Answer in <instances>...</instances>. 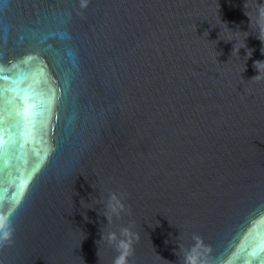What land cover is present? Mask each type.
Wrapping results in <instances>:
<instances>
[{"label":"water","instance_id":"water-1","mask_svg":"<svg viewBox=\"0 0 264 264\" xmlns=\"http://www.w3.org/2000/svg\"><path fill=\"white\" fill-rule=\"evenodd\" d=\"M260 3L0 0V85L17 65L56 97L0 155V204L19 201L2 264H114L120 243L123 264H185L194 246L197 264H264Z\"/></svg>","mask_w":264,"mask_h":264},{"label":"snow or ice","instance_id":"snow-or-ice-1","mask_svg":"<svg viewBox=\"0 0 264 264\" xmlns=\"http://www.w3.org/2000/svg\"><path fill=\"white\" fill-rule=\"evenodd\" d=\"M81 6H85L84 0H81ZM36 59L35 57H28L22 63L27 65L29 60ZM18 69V79L12 81V85H0V155H2L9 143L8 136L12 129H20V135L27 139L34 136L36 133L37 117H43L49 110L50 105L55 100V91L49 89L47 93L41 91L37 92L33 85L40 82V77L43 75L42 71L34 72L31 69H19L17 65H13ZM11 71L0 66V79L8 81L10 78L4 73ZM31 80L32 83L26 88H20L19 83L23 80ZM20 93L23 97V108H18L14 103V98H9L8 93ZM14 117L11 124L8 123L9 117ZM21 184V190L24 188ZM19 201L16 207L5 209L0 204V215H6L10 222L15 212L17 211Z\"/></svg>","mask_w":264,"mask_h":264},{"label":"clouds","instance_id":"clouds-1","mask_svg":"<svg viewBox=\"0 0 264 264\" xmlns=\"http://www.w3.org/2000/svg\"><path fill=\"white\" fill-rule=\"evenodd\" d=\"M257 16H258V19H257V29H258L257 36H258V39L260 41L264 42V24L261 23V21H264V3H260V7L257 9ZM220 20H221V18H220ZM217 25H219L221 27L222 31H223L222 25H226L227 28L229 29L227 23L223 22L222 20H221V23L217 24ZM229 30H231V29H229ZM233 32H236V31H233ZM219 38H220V34H219ZM227 41H233V40H227ZM236 44H237V42L234 45V49H233L232 54L234 52L239 54V50L241 48L247 47L245 42H244V46H242L240 48H237ZM261 51L264 52V49H262ZM251 55H252V50L249 49L247 51V55L245 57H247V59H248L251 57ZM260 65H264V61H255L254 62L255 68L259 72V75L255 76L254 78H258L261 74L262 69H261ZM113 201L115 203H113ZM90 203L81 200V204L85 208H92V207L86 206ZM119 207H120L119 200L115 196H112L110 198L108 204L105 206L106 213L104 215L107 217L108 223L110 222V215L109 214L118 213ZM85 219H87L86 215H85ZM13 231H14V229L12 227V224H11L9 218L6 215H0V248L4 247L6 244L10 243L12 236H13ZM127 231H128L127 229H123L122 234H127ZM113 239H115V236H114V234L110 233L109 234V242H112ZM194 239L197 240V242L199 241L198 237H194ZM117 249H118V252L120 254L116 257L114 264H123L125 256L129 254L127 251V246L123 243H120L117 245ZM195 250H196L195 246L192 249L188 250V252L185 255V264H197V256L195 254ZM0 264H2V261H0Z\"/></svg>","mask_w":264,"mask_h":264}]
</instances>
